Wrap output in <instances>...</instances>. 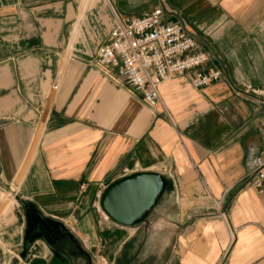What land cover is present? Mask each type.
<instances>
[{
    "label": "crops",
    "instance_id": "obj_1",
    "mask_svg": "<svg viewBox=\"0 0 264 264\" xmlns=\"http://www.w3.org/2000/svg\"><path fill=\"white\" fill-rule=\"evenodd\" d=\"M77 1L0 0V181L15 202L0 264H264V190L247 181L264 155V98L241 91L264 87V0H103L112 26L160 7L208 55L199 70L220 71L203 86L196 70L162 81L154 108L94 62L97 38L64 52ZM140 171L170 187L117 224L100 196Z\"/></svg>",
    "mask_w": 264,
    "mask_h": 264
},
{
    "label": "built area",
    "instance_id": "obj_2",
    "mask_svg": "<svg viewBox=\"0 0 264 264\" xmlns=\"http://www.w3.org/2000/svg\"><path fill=\"white\" fill-rule=\"evenodd\" d=\"M161 13L162 9L155 7L139 16L118 18L94 52V62L123 77L149 108L160 104L158 86L168 78L196 70L189 81L193 86H203L220 75L218 69L199 70L208 55L196 49L194 36L180 23H163ZM241 91L264 98V87L246 83ZM247 181L257 192L264 190V155L253 158Z\"/></svg>",
    "mask_w": 264,
    "mask_h": 264
},
{
    "label": "water",
    "instance_id": "obj_3",
    "mask_svg": "<svg viewBox=\"0 0 264 264\" xmlns=\"http://www.w3.org/2000/svg\"><path fill=\"white\" fill-rule=\"evenodd\" d=\"M0 186H3L1 181ZM169 187V179L160 173L133 172L112 181L105 187L100 196V206L103 212L117 224L132 225L149 213Z\"/></svg>",
    "mask_w": 264,
    "mask_h": 264
},
{
    "label": "rangeland",
    "instance_id": "obj_4",
    "mask_svg": "<svg viewBox=\"0 0 264 264\" xmlns=\"http://www.w3.org/2000/svg\"><path fill=\"white\" fill-rule=\"evenodd\" d=\"M80 0L77 1L76 7L74 10H70L68 14V18L70 19V27L68 28V44L64 48V52L69 53L71 50H88L90 49V44L88 39L84 42H78V37H82L83 34L85 35H92L93 37L97 38V46L100 44L99 42L105 37L106 32L112 26V22L109 19L107 12L103 9V0H86L85 7L82 11L79 10ZM81 12V14H80ZM106 20L107 24L105 29H101L103 21ZM74 22H77L78 29L74 34V37L71 38L72 33V25ZM107 37V36H106ZM106 37L103 41L106 40ZM102 43V42H101ZM95 43L93 42V46ZM96 46V47H97ZM94 49V48H93ZM95 52V51H94ZM63 61V60H61ZM11 187L8 185L0 186V217H5L8 212L14 206V198L13 201L6 200V188ZM12 201V202H11ZM1 220V218H0ZM100 260V259H99ZM104 260H100L103 262Z\"/></svg>",
    "mask_w": 264,
    "mask_h": 264
}]
</instances>
